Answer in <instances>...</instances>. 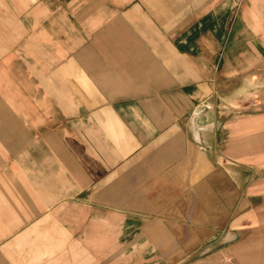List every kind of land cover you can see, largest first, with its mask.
Wrapping results in <instances>:
<instances>
[{"label":"crops","instance_id":"obj_1","mask_svg":"<svg viewBox=\"0 0 264 264\" xmlns=\"http://www.w3.org/2000/svg\"><path fill=\"white\" fill-rule=\"evenodd\" d=\"M9 2L0 264H264V0Z\"/></svg>","mask_w":264,"mask_h":264},{"label":"rangeland","instance_id":"obj_2","mask_svg":"<svg viewBox=\"0 0 264 264\" xmlns=\"http://www.w3.org/2000/svg\"><path fill=\"white\" fill-rule=\"evenodd\" d=\"M9 1L10 0H0V3L10 4ZM230 106V104L229 106L226 104L224 110L227 109L226 107L230 108ZM232 107H236V104H232ZM231 115L233 116V114ZM0 241L2 242L1 238ZM3 241L8 242L9 240L6 237ZM220 247L221 245H218L214 248V250H217ZM126 256L132 257L133 264H137L141 260H146L147 263L145 264H239L236 257V252L233 253L229 252L228 250L223 252H208L206 249H204L196 253L182 254V260H179L178 258L175 259L170 253H129Z\"/></svg>","mask_w":264,"mask_h":264}]
</instances>
